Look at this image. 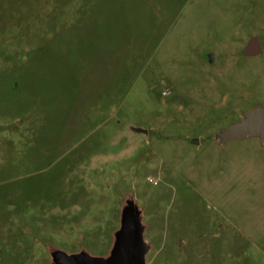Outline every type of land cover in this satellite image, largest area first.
Returning a JSON list of instances; mask_svg holds the SVG:
<instances>
[{
	"label": "rangeland",
	"instance_id": "obj_1",
	"mask_svg": "<svg viewBox=\"0 0 264 264\" xmlns=\"http://www.w3.org/2000/svg\"><path fill=\"white\" fill-rule=\"evenodd\" d=\"M256 105L264 0H0V264L107 254L129 194L146 264H264V146L212 137Z\"/></svg>",
	"mask_w": 264,
	"mask_h": 264
},
{
	"label": "water",
	"instance_id": "obj_2",
	"mask_svg": "<svg viewBox=\"0 0 264 264\" xmlns=\"http://www.w3.org/2000/svg\"><path fill=\"white\" fill-rule=\"evenodd\" d=\"M262 46L257 36H252L241 50L246 56L262 53ZM132 130L147 133L140 127ZM213 139L219 145L230 141L256 139L259 146H264V105H256L242 111L241 118L213 133ZM142 209L133 195L129 194L119 213V227L113 233V241L105 255H93L85 249L67 253L57 247L49 248L50 264H146V255L152 245L144 239L146 224L142 220Z\"/></svg>",
	"mask_w": 264,
	"mask_h": 264
},
{
	"label": "flooded vegetation",
	"instance_id": "obj_3",
	"mask_svg": "<svg viewBox=\"0 0 264 264\" xmlns=\"http://www.w3.org/2000/svg\"><path fill=\"white\" fill-rule=\"evenodd\" d=\"M146 228H147V225H146ZM146 230V229H145Z\"/></svg>",
	"mask_w": 264,
	"mask_h": 264
}]
</instances>
